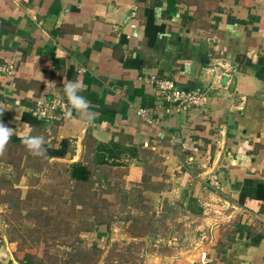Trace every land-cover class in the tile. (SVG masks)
Listing matches in <instances>:
<instances>
[{"label": "crops", "instance_id": "1", "mask_svg": "<svg viewBox=\"0 0 264 264\" xmlns=\"http://www.w3.org/2000/svg\"><path fill=\"white\" fill-rule=\"evenodd\" d=\"M0 53L19 60L13 78L0 77L11 142L23 145L31 130L48 153L69 139L68 153L50 160L90 171L88 181L73 180L142 190L158 215L178 207L196 229L215 221L208 264H264V0H0ZM77 79L95 127L74 109L68 118L71 105L56 91ZM158 80L201 91L206 103L178 111ZM38 100L59 103L54 118L35 114ZM213 175L221 193L206 187ZM222 199L224 227L203 205L215 210ZM128 237L98 228L107 252ZM185 238L181 246L160 238L132 264H200ZM0 264L44 263L0 235Z\"/></svg>", "mask_w": 264, "mask_h": 264}, {"label": "rangeland", "instance_id": "2", "mask_svg": "<svg viewBox=\"0 0 264 264\" xmlns=\"http://www.w3.org/2000/svg\"><path fill=\"white\" fill-rule=\"evenodd\" d=\"M112 173L107 170L103 176L110 178ZM142 194V190L129 194L120 183L102 187L77 182L67 162L51 161L48 153L34 156L24 144L9 141L0 156V235L15 242L17 252H29L44 264H132L139 253L157 249L160 238L181 246L188 236L199 248L216 241L215 221L196 229L197 221L186 224L182 209L175 206L169 215H158ZM214 212L204 213L209 218L217 215V225L229 224L224 221L230 216L228 208ZM101 224L121 234L127 230L130 238L116 239V250L107 252L97 241ZM190 228L195 232L189 233ZM138 233H145L149 243Z\"/></svg>", "mask_w": 264, "mask_h": 264}, {"label": "built area", "instance_id": "3", "mask_svg": "<svg viewBox=\"0 0 264 264\" xmlns=\"http://www.w3.org/2000/svg\"><path fill=\"white\" fill-rule=\"evenodd\" d=\"M19 70V60L17 58L6 59L4 55L0 53V77H10L13 78ZM160 91L169 97L173 103H176V109L178 111L182 109H189L193 106L203 105L206 103V95L201 91L186 90L179 88L173 81L170 80H158ZM38 108L35 110V114L39 117L46 119H52L55 117L51 113L55 108L59 107V103L56 100H38ZM137 113L143 117H146L149 122L153 123L152 119L148 115V110L146 108H138ZM206 187L218 194L221 193V181L218 175L211 176L209 182L206 183ZM222 199L221 202H217V208H215V214L217 212H222L225 208H228ZM205 210H213V204L211 202H204ZM199 261L200 264H208L209 262V253L207 247L199 248Z\"/></svg>", "mask_w": 264, "mask_h": 264}, {"label": "clouds", "instance_id": "4", "mask_svg": "<svg viewBox=\"0 0 264 264\" xmlns=\"http://www.w3.org/2000/svg\"><path fill=\"white\" fill-rule=\"evenodd\" d=\"M84 90L85 86L79 81V79L64 83L62 89H56L57 93L60 94L62 98H66L71 105V109L67 112L68 118L72 117V109H74L77 115L85 122L86 126L95 127L94 122L96 115L89 111V102L83 95L79 94ZM6 109L9 108L0 104V116L3 115ZM15 132L16 130L6 126L2 121H0V156L5 153L6 147ZM22 143L34 156H44L47 154L44 137L31 135V130L24 135Z\"/></svg>", "mask_w": 264, "mask_h": 264}, {"label": "trees", "instance_id": "5", "mask_svg": "<svg viewBox=\"0 0 264 264\" xmlns=\"http://www.w3.org/2000/svg\"><path fill=\"white\" fill-rule=\"evenodd\" d=\"M34 117L38 118L37 116ZM69 145V139H64L60 148H50L48 150V154L49 156H65L69 151ZM71 177L76 178L80 181H88L90 178V171L83 164H75L71 170Z\"/></svg>", "mask_w": 264, "mask_h": 264}]
</instances>
